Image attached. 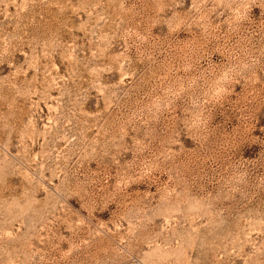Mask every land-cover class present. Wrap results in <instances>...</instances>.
<instances>
[{"label": "rangeland", "instance_id": "rangeland-1", "mask_svg": "<svg viewBox=\"0 0 264 264\" xmlns=\"http://www.w3.org/2000/svg\"><path fill=\"white\" fill-rule=\"evenodd\" d=\"M0 264H264V0H0Z\"/></svg>", "mask_w": 264, "mask_h": 264}]
</instances>
